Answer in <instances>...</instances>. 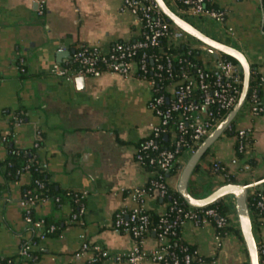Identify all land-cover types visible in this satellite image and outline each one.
<instances>
[{
	"label": "crops",
	"instance_id": "crops-1",
	"mask_svg": "<svg viewBox=\"0 0 264 264\" xmlns=\"http://www.w3.org/2000/svg\"><path fill=\"white\" fill-rule=\"evenodd\" d=\"M211 1L225 13L224 24L192 23L239 49L257 66L263 111L253 116L244 105L233 121L235 131H249L248 151L256 158L255 166L249 164L251 169L244 171L239 161L232 164L237 139L228 133L213 144L205 160L224 164L239 184L263 182L264 186V0ZM141 32L140 22L124 11L122 0H0V259H13L14 264H85V257L78 255L85 242L114 256L133 248V239L113 225L119 213L128 219L138 205L134 191L150 178L135 156L150 127L160 123L151 108L153 86L145 79L110 72L65 81L51 69L56 63H71L80 47L109 50L117 42L140 39ZM209 54V61L215 59ZM12 149L34 151L56 191L83 197L78 207L83 211L76 221L74 204L67 198L43 199L33 207L37 218L61 223L60 232L42 237L37 244L32 241L43 230L26 223L21 206L32 176L27 171L14 178L5 175ZM190 157H181L179 172L170 178L174 189ZM205 176L201 166L191 179L199 182ZM221 180L210 178L215 183L212 191ZM143 204L145 210L157 213L165 209L148 196ZM253 228L258 246L264 247V225L256 223ZM181 238L200 257L210 258L209 264L247 263L244 242L236 234L218 242L210 222L185 221ZM27 244L35 258L21 257ZM156 246V237L147 236L143 249Z\"/></svg>",
	"mask_w": 264,
	"mask_h": 264
},
{
	"label": "built area",
	"instance_id": "built-area-1",
	"mask_svg": "<svg viewBox=\"0 0 264 264\" xmlns=\"http://www.w3.org/2000/svg\"><path fill=\"white\" fill-rule=\"evenodd\" d=\"M206 0H166V2L179 15L193 21H212L219 25L225 22V13L215 8L205 7ZM124 11L132 14L141 24L142 32L138 40L132 42H117L111 49L104 50L97 46H83L77 49L72 57L71 63H56L52 66L51 73L62 80L72 81L77 77H99L104 72H110L122 76H135L149 81L154 90V97L151 108L159 117L160 123L151 126L148 135L136 150V161L147 169L149 166L150 178L148 183L154 189L156 195L163 198L167 193V186L162 178V173L169 171L176 155L180 151L192 156L202 141L221 122H217L215 112L211 107L217 106L216 114L220 111H231L236 104L242 87V70L233 60L209 59V50L202 45L192 42L191 38L183 31L169 23L161 14L154 0H122ZM42 12V10H41ZM226 32H230L226 29ZM166 41L167 47H178L188 43L190 49H199L204 61L202 67H198L195 74L183 72L177 80L166 86H157L156 77L160 72L166 71L169 77H173V60L170 55L162 52L160 44ZM159 48V53L149 54L150 49ZM150 62V63H149ZM21 68V72H25ZM151 72L154 77L147 79L143 75ZM198 93V99L195 94ZM166 102L168 105H165ZM247 110L253 115H259L263 109L257 101L256 94H253L251 101L245 103ZM174 112H180L181 118L172 121ZM173 123H172V122ZM171 123L174 125L172 127ZM235 128L229 127V130ZM236 139L239 142V150H249L244 139L249 135L245 128L236 131ZM170 138L172 147H163L161 138ZM238 159H233L232 164L236 165ZM227 168V167H226ZM244 171L251 169L249 164H242ZM229 171V170H228ZM230 173V172H229ZM254 194V210L251 214L253 224L264 225V187L250 189L249 195ZM138 205L134 208L128 219L119 213L114 220L115 231L129 235L133 241V248L123 254L114 256L99 246H91L88 242L82 244L78 255L85 257V264H142L151 261L158 264H191L194 260L202 262V258L194 252L184 257L177 256L170 251L169 235L175 234L174 229L185 221H193L200 224L199 214L192 208L179 207L176 210L177 217L174 220L168 219V208L160 212L161 226L156 238L155 249L146 251L143 249L148 228V217L142 215L144 209L143 198L148 196L156 199L157 196L147 193L144 187L133 193ZM79 199L82 196L76 195ZM229 205L228 216L231 224L238 227L234 199L225 198ZM59 202V198L54 199ZM41 199L36 195H25L21 206L25 212V221L36 230H43L44 220L37 218L32 210ZM177 206V202H174ZM171 206V211L174 209ZM83 211L81 209L79 214ZM75 215V218L79 217ZM215 210L206 209L203 212L202 223L209 222V218L215 216ZM181 219H183L181 221ZM225 217L217 219L215 228H222L227 225ZM54 227L50 228L53 231ZM223 238L216 230V240L220 242ZM32 245H24L21 249L22 258H31ZM260 264H264V247H259ZM8 264H12L8 261Z\"/></svg>",
	"mask_w": 264,
	"mask_h": 264
},
{
	"label": "trees",
	"instance_id": "trees-1",
	"mask_svg": "<svg viewBox=\"0 0 264 264\" xmlns=\"http://www.w3.org/2000/svg\"><path fill=\"white\" fill-rule=\"evenodd\" d=\"M205 7L218 9L211 0L205 1ZM191 40L194 41L192 38ZM160 47L162 49V52L166 51V54L170 55V57L173 60V67H172L173 77H169L165 70L160 72L161 76L158 78L156 77V81H155L157 86L168 85L169 83L172 82V79L170 78L177 80L183 72H187L191 75L195 74L196 69L198 67H202L204 64V61L201 57V51L199 49H190V46L188 43L181 44L175 48L174 47L168 48L166 41H162L160 44ZM148 52L149 54L159 53V48L150 49ZM222 58L232 60L231 58L227 56H222ZM142 77L151 79L154 77V75L151 72H149L148 74L143 75ZM253 94H256L257 101L259 103V100L261 97V75L258 72L257 66L254 64H251V82H250L249 93L247 96V101H251ZM198 96L199 94L196 93L195 98L198 99ZM165 105H168V103L166 102ZM210 109L215 112L216 118L218 120L217 122L222 121L228 114V111H220L219 114H216V111L218 112L217 106L211 107ZM172 117H173L172 121L175 122L181 118V114L180 112H174ZM172 123L171 125L172 127H174ZM226 133L232 136L237 135V132L235 131L234 128L232 130H227ZM160 141L163 147H167V148L172 147V141L170 138H165L163 136ZM251 142L252 140L250 136L248 135L244 139V143H246L249 147ZM184 153L185 151L183 150L180 151L176 155V158L171 168L169 169V171L162 173L163 181L165 182L167 186V193L163 198L156 195L154 189L149 183H147V185L144 187V190L147 193L157 196L156 197L157 202L161 203L162 205H165V207L167 206L168 208L167 217L171 221L176 219L177 217L176 210L179 207H184L186 209L190 207L186 203V201L183 199V197L180 195V193L176 189H174L169 182L170 178L177 175V173L179 172L180 167H181L180 165L181 157L184 155ZM206 155L201 160L197 169L194 172V174L198 173L200 170V167L202 166L204 168L206 176L202 178L199 182L196 181V179H191L189 182V192L194 197H198V198L204 197L212 191V188L215 186L214 182L209 181L210 178L212 177H215V176L222 177V180L217 183V185L219 186L223 184H227V183H237L236 175L229 173L228 168H226L224 164L217 162V161L207 162L205 160ZM235 155L241 164H250L253 166L257 164L256 158L252 156L251 153H249V151H247L246 149L243 151L239 150L238 141H236V144H235ZM5 164H6L5 175L8 178H14L18 174L24 171H27L31 174L32 183L30 187L28 188L26 195H31V196L36 195L41 200L47 199V198H53V199L59 198L60 201H63V199L67 198L74 204V207H75L74 213L78 215L79 213L78 207L82 203V200L79 199V197H76V195L78 194H76L75 192H69V191H63V192L56 191L55 188L49 184L47 177H46V172H44L42 167L40 166L37 158L35 157L34 151L12 149L10 156L5 162ZM147 169H151V168L147 166ZM254 198H255L254 194H250L247 199L251 214L253 213V210H254V201H255ZM174 202H177V206L173 205ZM171 206H174V209L172 211H171ZM193 209L200 216L199 217L200 224L203 219L204 210L206 209L215 210L216 215L209 218L208 219L209 222L212 223L215 227L217 219L220 217H225L228 223L224 227L218 228L216 230L220 232L223 237L230 235V234H236L242 240L239 228L231 224L232 221L228 216L229 205L225 198L207 207H204L202 209H195V208ZM32 212L34 214L33 210ZM141 214L146 215L148 217V228L144 236L146 237L154 236L157 238V235L160 231V226H161V218H162L161 215L152 210H143L141 211ZM78 219L79 218L73 219V221H76ZM43 220L45 223L44 228H43V233L41 236L35 237L34 240L32 241V244H37L38 241L42 237H47L49 235H55L61 230L60 222L53 221L47 218ZM182 220L183 219H181V221ZM51 227H54L53 231H50ZM182 229H183V224L179 225L178 227L174 229L175 234L169 235L170 251L174 252L177 256L181 258L184 257L185 255H192L195 252V247L187 244L185 241L182 240L181 238ZM31 256L35 258L36 252L31 251ZM201 258H202V262H198L197 260H194L191 264H209V262L211 261L210 258H206V257H201ZM8 261H11L12 264H14L13 259H0V264H8Z\"/></svg>",
	"mask_w": 264,
	"mask_h": 264
},
{
	"label": "water",
	"instance_id": "water-1",
	"mask_svg": "<svg viewBox=\"0 0 264 264\" xmlns=\"http://www.w3.org/2000/svg\"><path fill=\"white\" fill-rule=\"evenodd\" d=\"M161 14L166 20L175 27L183 31L190 38L196 40L205 49H208L215 59H220L222 56H227L234 60L241 68L243 80L239 98L226 115V117L211 131V133L202 141L194 154L189 158L186 165L183 167L176 190L180 193L186 203L195 209H202L221 199L233 197L235 201V211L238 221L240 235L245 245L247 252V264H260L259 246L255 237L251 212L248 206L249 190L254 187H259L263 182L252 184L227 183L218 186L208 195L198 198L194 197L189 192V182L197 169L199 163L204 158L213 144L224 134L229 127L233 126V121L244 107L249 93L251 82V62L239 49L218 41L203 31L198 29L193 23L179 15L166 2V0H154ZM62 55V54H61ZM78 81H83L84 77H77Z\"/></svg>",
	"mask_w": 264,
	"mask_h": 264
}]
</instances>
